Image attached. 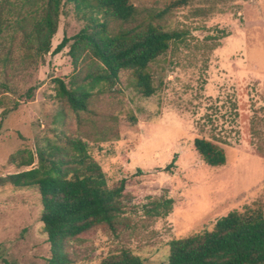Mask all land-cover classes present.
<instances>
[{"label":"rangeland","instance_id":"1","mask_svg":"<svg viewBox=\"0 0 264 264\" xmlns=\"http://www.w3.org/2000/svg\"><path fill=\"white\" fill-rule=\"evenodd\" d=\"M130 2L135 20L110 22V32L152 24L181 34L148 67L154 94L142 97L122 70L113 86L94 85L87 110L76 113L56 96V81L88 89L86 76L100 63L86 47L70 55L86 21L64 4L51 51L64 36L71 40L58 54L38 55L41 1L0 0L11 22L0 37V178L36 167L39 149L70 153L65 140L77 139L107 187L124 180L115 231L100 225L71 240V264H98L122 251L143 264H168L170 241L209 231L231 211L264 214V0ZM196 138L219 146L225 164H205ZM29 154L33 165L18 168ZM41 209L36 188L0 184V264H47Z\"/></svg>","mask_w":264,"mask_h":264},{"label":"trees","instance_id":"2","mask_svg":"<svg viewBox=\"0 0 264 264\" xmlns=\"http://www.w3.org/2000/svg\"><path fill=\"white\" fill-rule=\"evenodd\" d=\"M26 3L32 0H24ZM44 6V15L37 35V54L60 53L71 40L63 37L51 51L50 40L57 30L60 9L70 4L77 15L86 21L85 27L74 37L70 55L76 59V50L86 47L100 65L86 76L85 86L67 88L57 80L56 96L65 100L76 113L86 111L91 97L90 89L99 83L113 86L119 73L128 70L133 75L134 88L144 98L154 94L149 65L163 55L171 43L181 38L176 31H163L147 24L143 32L120 30L110 32V22L127 24L135 20L137 8L130 0H37ZM0 7V37L10 27ZM164 13H159L161 17ZM3 66L8 57L1 59ZM33 91L26 93L32 98ZM4 115V111L2 112ZM69 152L59 147L50 151L37 150V166L0 178V184L14 188H36L41 204L39 221L49 244L47 264H71L66 246L79 235L100 225L115 231L117 217L123 211L121 203L124 180L107 187L105 174L91 159L86 144L77 139H66ZM194 149L201 160L212 167L225 164L223 150L210 141L194 139ZM33 154L21 158L18 168L34 163ZM172 163L165 167L169 172ZM173 201H166L163 215ZM98 264H143L140 257L129 251L104 258ZM168 264H264V214L260 209L231 211L216 220L213 228L169 243Z\"/></svg>","mask_w":264,"mask_h":264}]
</instances>
